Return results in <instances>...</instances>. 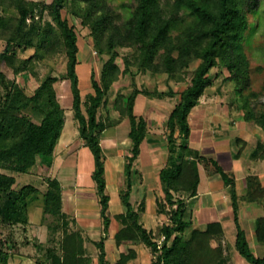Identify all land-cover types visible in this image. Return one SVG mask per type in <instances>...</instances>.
Segmentation results:
<instances>
[{"label":"trees","instance_id":"16d2710c","mask_svg":"<svg viewBox=\"0 0 264 264\" xmlns=\"http://www.w3.org/2000/svg\"><path fill=\"white\" fill-rule=\"evenodd\" d=\"M67 1L53 0L50 4L40 5L27 0H0V39L7 41L5 50L0 51V224L14 227L11 231L14 234L15 229L30 223V208L39 202L43 208L42 223L48 228V241L56 244L46 249L44 261H38V264H91L92 255L88 252L86 242H94L98 247L100 264H112L106 259L105 242L112 217L109 213L111 195L106 180V155L101 142L102 133L108 125L99 115V110L106 103L108 91L121 72L116 63L117 45L134 44L137 50L132 57H125L123 72L134 75L132 67H135L137 71L167 74L169 89L166 92L134 88L127 105L122 107L120 117L114 123L129 118L132 143L125 164L127 189L122 194L127 212L115 215L123 224L116 238L120 239L124 235L129 238L137 234L153 251L151 264H226L228 256L224 253L223 245L213 247L210 244L211 239L219 240L224 236L220 221L208 223L205 229L195 227L189 237L185 235L189 226L187 200L198 194L201 178L196 165L203 158L188 145L191 133L189 115L210 83L211 70L220 63L230 70L232 79L243 83L242 89L248 86L250 60L244 51V43L252 28L249 13L257 10L260 0H138L124 21L122 31L114 27L106 46H99V51L111 54V58L104 64L101 81L95 77L92 79L94 92L85 100L86 112L83 110L77 72L78 36L62 13ZM86 1L89 10L82 13L78 11V15L83 17L85 23L91 21L94 31L98 33L111 19V13L105 4L106 0ZM13 10H17L19 15H9ZM45 10L52 20L44 21ZM92 10L101 12L94 20L91 19ZM53 22L58 27L67 55V76L71 82L72 108L79 123V134L94 156L92 178L104 231L99 240H94L90 235L86 239L82 232L73 228L77 219L64 210V189L58 177L47 179V188L42 196L35 184L15 187V174L27 172L40 161L51 165L66 121L65 109L54 87L57 77L48 73L32 94L25 91L16 79L19 74L33 70L34 64L47 56L45 52L50 51L49 31L54 28ZM16 46L34 47L35 54L27 59L22 58L11 53ZM194 61L199 63L190 83L177 92L171 82H183V72ZM4 66L9 68L14 77L7 73ZM139 94L151 98L179 97L166 120L169 131L168 157L165 167L159 172L167 202L176 205L172 209V223L161 228L165 237L162 243H158L152 230L143 225L141 211L130 201L135 163L148 133V121L134 112ZM241 102L245 118L254 120L264 131V110L257 112L249 96H244ZM28 108L36 111L41 117L40 122L26 113ZM259 148H264V144H260ZM212 162L216 171L231 184L238 230L236 250L250 264H264V257H257L252 251L246 231L240 224L239 198L234 179L215 160ZM49 216L53 217L51 221H47ZM256 234L264 243V217L257 220ZM25 242L30 243L28 240ZM35 245L39 249L44 248L42 242L38 241ZM4 246L8 249H4ZM17 247H20L19 241L13 235L4 242L0 240V264H10V249ZM131 252L123 253L121 260L115 264H122L136 256L135 252Z\"/></svg>","mask_w":264,"mask_h":264},{"label":"rangeland","instance_id":"374dc122","mask_svg":"<svg viewBox=\"0 0 264 264\" xmlns=\"http://www.w3.org/2000/svg\"><path fill=\"white\" fill-rule=\"evenodd\" d=\"M27 1H34L40 3V5H47L53 0ZM137 3L138 0H106L105 4L111 13V19L108 21L107 25H104V29L98 33L94 31L93 23L91 21L85 23L83 17L78 15V11L82 13L85 10H89L88 1L68 0L66 2L65 8L62 10L63 17L67 19L70 25L74 27V30L78 36L79 52L77 72L79 75L80 88L84 102V112H86L85 100H87L88 96L94 92L92 79L95 77L98 81H101L104 64L111 58V54L107 52H100L99 46H106L108 36L113 33L114 27H116V29L118 27L119 31H122L124 21L130 16L131 8H133ZM38 9L40 10L41 7ZM91 13L92 20L96 19L101 14L100 11L94 12V10H92ZM9 15L18 16L19 13L17 10H13L9 12ZM45 20H52L51 16L46 10L44 12V21ZM249 20L252 24V28L248 31V39L244 43V51L250 60V82L248 86L242 89L243 83L232 79L230 70L223 63H220L211 70L209 74L210 83L206 87L204 93L200 96V99H219V101H222L223 103V109L232 113L243 112L241 109V99H243L244 96L250 97L252 106L257 112L264 110V0H260L259 7L256 11L249 13ZM53 25V30L49 31L51 35V39L49 40L51 43L49 46L50 51L45 52L47 53V56L44 57V59H42L40 62L34 64V67L32 68L33 70H31L33 73L31 71H26V73L16 76V79L23 85L25 91H27L29 94H32L48 73H51L53 76L57 77L54 87L56 89L58 99L63 105L66 113L65 125L57 142L59 146L56 152L59 157V162H63V165L57 170V168H52V166H48L47 164L40 161L38 164L41 166H37L38 164H36L27 172L17 174L18 184L15 187L23 186L29 183L36 184L39 188L40 196H42L47 188V179L52 178L55 174H57V177L62 179L61 181L64 189L65 200H70L71 206L75 197L82 198L83 194L87 193L88 191H92L91 196H85V200L81 202L85 207L87 206L90 209L95 207V210H99L98 212H100L96 187L94 190H90L88 184H79L76 181L75 149H78L81 143L83 144V140L80 137L79 123L74 117V111L72 108L73 93L71 82L67 76V55L63 46L62 38L59 35L58 27L56 26L55 22H53ZM6 45L7 41L0 39V51H4ZM116 50L118 51L116 63L120 66L121 72L118 80L113 83L110 90L108 91V95L106 96L107 101L100 108L99 115L102 116L108 125L107 129L102 133L101 142L106 155V166L108 168V170L106 169V180L108 192L111 195L109 213H113V211L116 209V198L118 202H120V206H123L124 213H126L127 208L122 202V194L127 189L125 164L127 161V156L130 153L132 143L128 138L118 137L116 135L115 129L119 123H114L120 117L122 107L127 105V99L132 94L134 88H147L151 91L160 89V91L167 92L169 89V84L167 74H152L150 72L137 71L135 67H132L134 75H132L130 72H123L126 67L125 57H132L137 50V45H117ZM13 52L16 55L27 59L34 56L35 48L16 46V48L14 47L11 51V53ZM198 63L199 61H194L188 68L185 69L183 72L185 73V80L183 82H171V85H173L177 92H180L182 89L186 88L190 83ZM4 68L7 70V73L14 77L12 73L9 72L10 70L7 66H4ZM87 71L90 72L87 73ZM239 89H242V91L239 92ZM156 98L168 99L169 97ZM174 99H179V97H175ZM26 113L30 115L35 121H41V117L37 115L36 111L32 108H28ZM165 133L168 136L169 131L166 130ZM70 145L72 148H70ZM203 165L204 162H202V160H200L196 165V170L199 172V174L201 172L203 174L205 165L208 166L207 163H205L204 166ZM213 167L210 166L212 169ZM83 205L81 207H84ZM154 205V208L157 209V213L155 219L151 218L154 226H151L152 228L150 229L152 230V235L157 239L158 243H162L165 237L161 233V228L166 224L172 223V209H175L176 205L172 206L167 202L166 194L161 181L156 185V203ZM67 207H69V205H67ZM192 207L193 206L191 204L189 206L191 215L188 213L187 217L189 226L185 231L186 238L191 235V231L195 225V220H192ZM135 208L139 209L141 212L144 211L146 209L145 200L142 199ZM52 219L53 217L49 216L47 221H51ZM118 221L119 222L117 225L123 227L122 222L120 220ZM41 225L45 224L41 223ZM13 228L14 227H9L6 224H0V240L4 242L10 235H13V238L20 241L22 245H25L10 249L12 258L18 256L21 253L23 256L30 257L36 262L41 260L44 261L46 249L56 244L54 242L48 241V228H45L46 230L38 228L34 232L29 231L28 236L25 235L22 227L15 229L13 231L14 234H12L11 231ZM73 228H76L78 231L82 232L85 238L87 236L89 237V234L83 227L81 220L77 219V224L73 225ZM175 234L176 233H174L173 236H175ZM95 235L96 236L93 237H96L99 240V234ZM224 238L225 237L223 236L219 240L211 239L210 244L213 247H217L220 244L223 245L224 253H226L228 256V261L226 264H243L242 259H247L241 254H237L238 251L236 252L235 249L230 247L227 242L224 243ZM27 239H30L29 244L25 242ZM40 239L44 240L43 249H39L35 245V243L38 241L40 242ZM108 239L109 236L107 235V240ZM114 239H116L118 244H120L121 241L130 240L133 242L135 241L134 244L136 245L141 241L137 234L129 238L124 235L120 239H117L116 237H114ZM114 244L115 243L113 242V245ZM4 249H8V247L4 246ZM112 249L114 253L117 252L115 245ZM131 251L136 253V256L130 258L134 259L132 261L136 264H151L154 259V254L151 249H149V258L146 256V253L142 251V249L141 252L138 253L139 256L135 248H129V253Z\"/></svg>","mask_w":264,"mask_h":264},{"label":"crops","instance_id":"0c3cea01","mask_svg":"<svg viewBox=\"0 0 264 264\" xmlns=\"http://www.w3.org/2000/svg\"><path fill=\"white\" fill-rule=\"evenodd\" d=\"M89 72L87 71V73ZM174 98L157 99L139 94L134 105L135 114L145 117L148 121V133L141 144V152L135 163L134 186L130 201L136 207L142 199L145 200L146 209L141 212L140 219L148 229L154 226L151 218L155 219L157 213L154 204L156 203V185L160 183L159 172L167 163L166 120L179 100ZM218 101L219 99H200L189 115L191 133L188 145L194 148L200 157H203L202 162H204V165L207 163L208 166L203 165V174L200 173L198 194L187 200L188 213H190L189 206L192 204V220H195L193 228L197 226L205 229L208 223L220 221L224 230L225 238L223 242H227L237 252L235 244L238 230L232 201V188L230 182L220 172L216 171V167L212 162L215 160L234 179L239 198L240 224L246 231L254 254L257 257H264V243L258 239L256 234L257 220L264 217V148H259L260 144H264V131L254 120H247L243 112L232 113L226 111L222 107V101ZM115 130L118 137H126L131 140L129 137L131 130L129 118H124ZM58 146L59 144L56 145L53 161L50 165L52 168H57V170L63 165V162H59V157L56 154ZM70 148H72L71 145ZM75 151L76 181L79 184H88L89 189L94 190L95 182L92 178L95 168L94 156L90 148L85 146L84 143H81ZM37 166L41 165L38 164ZM210 166H214L213 169ZM106 169L108 170L107 166ZM17 174H15L16 178ZM54 177H57V174L52 178ZM58 178L62 180L60 177ZM17 184L18 179L15 186ZM91 194L92 191H88L83 194L82 198L75 197L72 206L71 201H66L64 197V210L81 220L88 234L94 240H98L93 236L99 234L101 237L104 234L100 212L95 210V207L92 209L85 207L81 202L85 200V196L89 197ZM115 202L116 209L113 213H110L112 222L107 234L109 241L106 239L105 242L106 259L108 262L115 264L121 260L123 253H129L131 247L137 250V254L142 249L149 258L150 248L141 241L136 245L134 244L135 241L130 240H124L118 244L114 239L121 228L120 225H117L119 221L115 218V215L124 213L123 206H120L117 198ZM82 205L84 207H81ZM42 213L41 203L37 202L31 206L30 223L22 226L26 236H28L29 231L34 232L38 228L46 230L47 226L41 225ZM27 240L30 241V239ZM40 242L43 243L44 240L40 239ZM113 242L117 249L116 253L112 249ZM19 246L25 245L20 242ZM86 246L92 255L91 264H100V251L95 243L86 242ZM132 260L134 259L123 261L122 264H136ZM242 260L243 264H250L249 261ZM10 264L38 263L20 253L18 256L11 258Z\"/></svg>","mask_w":264,"mask_h":264}]
</instances>
